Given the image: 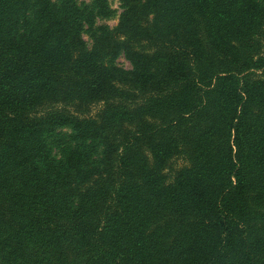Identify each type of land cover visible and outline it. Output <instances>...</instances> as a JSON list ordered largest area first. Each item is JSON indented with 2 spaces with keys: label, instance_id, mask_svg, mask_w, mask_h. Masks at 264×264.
Here are the masks:
<instances>
[{
  "label": "trees",
  "instance_id": "obj_1",
  "mask_svg": "<svg viewBox=\"0 0 264 264\" xmlns=\"http://www.w3.org/2000/svg\"><path fill=\"white\" fill-rule=\"evenodd\" d=\"M122 1L0 0V264H264V0Z\"/></svg>",
  "mask_w": 264,
  "mask_h": 264
},
{
  "label": "rangeland",
  "instance_id": "obj_2",
  "mask_svg": "<svg viewBox=\"0 0 264 264\" xmlns=\"http://www.w3.org/2000/svg\"><path fill=\"white\" fill-rule=\"evenodd\" d=\"M53 2L60 10L66 12V15L70 16L71 19L72 10L77 11L79 16L78 29L84 38L86 47L89 49L94 47L96 39L99 38L101 33L111 31L120 24L125 10L122 0H53ZM72 4L75 7L72 8ZM23 25L25 24L23 23ZM23 31H25L24 28ZM103 63L115 64L126 69L133 68V64L124 50L104 57ZM69 132L68 129H64L62 132L58 130L56 135L50 139L53 155L59 159L62 157L60 149L67 142L66 138L61 137Z\"/></svg>",
  "mask_w": 264,
  "mask_h": 264
}]
</instances>
